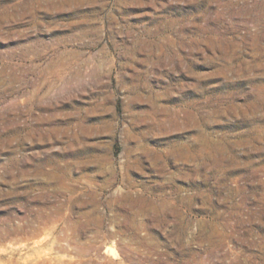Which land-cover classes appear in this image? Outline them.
<instances>
[{"label":"rangeland","instance_id":"1","mask_svg":"<svg viewBox=\"0 0 264 264\" xmlns=\"http://www.w3.org/2000/svg\"><path fill=\"white\" fill-rule=\"evenodd\" d=\"M0 264H264V0H0Z\"/></svg>","mask_w":264,"mask_h":264},{"label":"bare ground","instance_id":"2","mask_svg":"<svg viewBox=\"0 0 264 264\" xmlns=\"http://www.w3.org/2000/svg\"><path fill=\"white\" fill-rule=\"evenodd\" d=\"M44 110V109H43ZM47 111V110H46ZM53 111V110H52ZM52 117V116H51ZM50 117V118H51ZM50 118H48L47 119V121H51L52 119H50ZM41 120H43L44 118H40ZM45 120H46V118L44 119V122H45ZM58 122V121H57ZM56 126H58V125H56ZM51 127V126H50ZM55 128V127H54ZM57 129V128H56ZM60 129V128H59ZM52 129H48V130H46L45 132H41L40 133V138H42V139H46V138H48L47 136H50L51 135V133H52ZM57 132H59V131H57ZM67 136V135H66ZM29 137V136H28ZM135 140L137 141L138 139H137V137H135ZM73 141V140H72ZM71 146H74V145H76L75 143H72L71 142V144H70ZM98 147H97V144H94L93 146H89L88 148H87V146L86 147H71L70 149H68V151H66V153H67V155H68V157L69 158H72V159H78V160H82L83 161V163H90V162H95V163H97V164H99L100 163V159H99V156L98 155H91L90 154V152L89 151H91L92 149L93 150H96ZM183 148V149H182ZM181 148V151L182 152H184L185 151V148L184 147H182ZM136 149H138V150H140V152L142 153H149V152H151L147 147H145V146H142V145H139V146H136ZM132 150H133V148H130V150H128V152L129 153H131L132 152ZM177 150V149H176ZM180 150V149H179ZM179 150H177V151H179ZM184 150V151H183ZM150 154V153H149ZM149 154H147V155H149ZM145 155V154H144ZM157 155V154H156ZM137 158H136V160H135V166L138 168H140V163H141V157H139V156H136ZM148 157V156H147ZM160 169H163L164 168V165H160V167H159ZM145 216V215H144Z\"/></svg>","mask_w":264,"mask_h":264}]
</instances>
